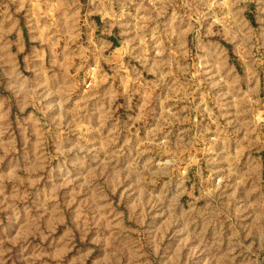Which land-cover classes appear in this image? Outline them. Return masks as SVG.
<instances>
[{"label": "clouds", "instance_id": "9594fccd", "mask_svg": "<svg viewBox=\"0 0 264 264\" xmlns=\"http://www.w3.org/2000/svg\"><path fill=\"white\" fill-rule=\"evenodd\" d=\"M0 145V264H264V0H0Z\"/></svg>", "mask_w": 264, "mask_h": 264}, {"label": "rangeland", "instance_id": "374dc122", "mask_svg": "<svg viewBox=\"0 0 264 264\" xmlns=\"http://www.w3.org/2000/svg\"><path fill=\"white\" fill-rule=\"evenodd\" d=\"M192 70H193V73H195V66H193ZM89 81H91V77H89ZM85 91H87V86L85 87ZM197 91L198 90L196 88H193L192 89V99L186 100V104L190 106L188 108L189 115L186 118V122L191 121L188 123V126L192 129L191 137L193 138V140L195 142L192 145H190L193 155L188 156L187 153H185L184 155L189 161L192 162L193 168L195 167V160L199 157V155H203L202 149L205 146L201 140H196L195 138L198 135H200V136L204 135V132H210L212 134H215L217 131V124H216V122H214V119H213L214 114L212 111L207 110L206 101H205V92L200 91L199 95H197ZM208 96H209V100H210L211 94L209 93ZM165 99H167V95L165 96ZM160 103L162 105L163 100ZM191 105H195V107H191ZM182 109H183V105H182ZM198 111H200V113H201L198 117L199 122L201 124H203V126H204V132H201V133H197L195 130V126H194V122L197 119V112ZM216 112L218 114V109L216 110ZM219 122L221 125H223V117H220ZM236 134L238 135L239 133H236ZM208 139L209 140L215 139V136L210 135L208 137ZM207 146L212 147L213 145L211 143H209ZM5 151H6L5 146L0 145V154L4 153ZM202 175H203L204 182L207 183L208 180L214 175V173L212 171H210L207 168V166L205 165ZM133 206L134 205L129 206L130 210L132 209Z\"/></svg>", "mask_w": 264, "mask_h": 264}, {"label": "crops", "instance_id": "0c3cea01", "mask_svg": "<svg viewBox=\"0 0 264 264\" xmlns=\"http://www.w3.org/2000/svg\"><path fill=\"white\" fill-rule=\"evenodd\" d=\"M79 72H80V69L77 68L76 71L73 72V75L75 76V75H77ZM84 74L87 75V70H85Z\"/></svg>", "mask_w": 264, "mask_h": 264}]
</instances>
